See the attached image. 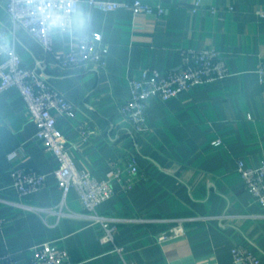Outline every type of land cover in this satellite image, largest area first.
<instances>
[{
	"label": "crops",
	"instance_id": "obj_1",
	"mask_svg": "<svg viewBox=\"0 0 264 264\" xmlns=\"http://www.w3.org/2000/svg\"><path fill=\"white\" fill-rule=\"evenodd\" d=\"M161 3L163 14L119 8L103 11L80 0L89 29L103 35L106 63L65 67L20 23L0 0V38L14 42L23 63L74 105L75 115L56 112L77 167L103 178L113 161L138 159L131 187L114 181V193L98 211L122 218H187L176 222L117 223L115 243L102 242V227L81 216L74 189L65 196L61 217L27 209L57 206L63 199L56 157L36 137V125L16 87L0 91V252L30 264L34 247L52 242L67 249L74 264H235L232 246H247L264 262V209L246 190L237 162L256 166L264 159V82L256 69L264 57V0H145ZM77 39L54 34L57 50ZM189 48L220 51L230 74L162 100H148L146 131L138 133L121 114L130 95L129 79L143 67L177 68ZM220 140L219 144L214 141ZM17 150V156L8 154ZM46 174L41 189L21 195L13 184L14 167ZM204 217V218H202ZM161 234L166 238L159 239Z\"/></svg>",
	"mask_w": 264,
	"mask_h": 264
},
{
	"label": "built area",
	"instance_id": "obj_2",
	"mask_svg": "<svg viewBox=\"0 0 264 264\" xmlns=\"http://www.w3.org/2000/svg\"><path fill=\"white\" fill-rule=\"evenodd\" d=\"M79 2L80 0H6V9L13 21L20 23L35 36L58 64L65 67L105 64L107 51L103 45L102 33L94 32L86 39L76 40L69 50L62 51L56 49L54 34H50L47 30V18L50 14L62 17L64 25L67 26L73 12L79 8ZM88 2L103 11L126 8L135 12L160 15L166 10L161 3L152 4L145 0H88ZM199 4L200 1L196 0L193 10H196ZM256 14L264 17V8L258 9ZM256 72L259 80L264 82V57L260 60ZM229 74L226 60L217 49L183 50L181 63L177 68L143 67L140 75L129 79L130 95L120 105L121 114L129 121L133 130L142 133L149 127L147 111L149 98L156 96L167 100L196 85L218 82ZM10 87H16L20 91L27 113L36 125V137L40 138L45 149L56 157L55 173L63 193V199L57 206L44 208L25 205L27 209L44 213L45 219L49 214L58 217L79 215L64 209L65 196L74 189L83 204L84 211L81 216L100 224L101 241L112 243V250L120 254L124 253L125 248L115 243V231L117 223L123 220L176 222L172 232L174 235L182 232V223L187 218H122L105 216L98 211L99 206L114 193V181L120 182L125 187L132 186L134 176L140 171L137 157L130 156L126 161H113L110 171L103 178H97L89 171L79 169L65 145L63 135L56 127L55 113L60 112L73 117L76 113L73 103L63 93L51 87L34 67L23 63L14 42L0 38V91ZM220 142L217 140L214 144ZM17 153V150L11 151L8 158H15ZM237 170L241 174L246 190L264 209V159H261L256 166L246 165L239 159ZM11 175L13 184L21 195L37 191L47 183L46 174L33 167H14ZM165 238L166 234L159 236L160 240ZM231 251L235 264H264L261 257L243 244H234ZM124 263L131 264L126 259ZM0 264H18V262L12 254L0 252ZM30 264L74 263L67 249L46 242L34 247Z\"/></svg>",
	"mask_w": 264,
	"mask_h": 264
},
{
	"label": "clouds",
	"instance_id": "obj_3",
	"mask_svg": "<svg viewBox=\"0 0 264 264\" xmlns=\"http://www.w3.org/2000/svg\"><path fill=\"white\" fill-rule=\"evenodd\" d=\"M89 29V18L86 12L77 8L73 14L70 23L65 26L62 17L58 15H49L47 18V30L50 34L64 32L69 38L77 40L86 39Z\"/></svg>",
	"mask_w": 264,
	"mask_h": 264
}]
</instances>
